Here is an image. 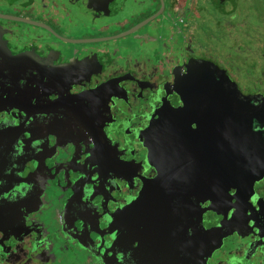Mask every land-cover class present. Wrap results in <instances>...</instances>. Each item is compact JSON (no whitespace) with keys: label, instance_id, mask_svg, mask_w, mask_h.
Returning <instances> with one entry per match:
<instances>
[{"label":"flooded vegetation","instance_id":"af4514ba","mask_svg":"<svg viewBox=\"0 0 264 264\" xmlns=\"http://www.w3.org/2000/svg\"><path fill=\"white\" fill-rule=\"evenodd\" d=\"M236 1L0 0V264H264Z\"/></svg>","mask_w":264,"mask_h":264},{"label":"rangeland","instance_id":"374dc122","mask_svg":"<svg viewBox=\"0 0 264 264\" xmlns=\"http://www.w3.org/2000/svg\"><path fill=\"white\" fill-rule=\"evenodd\" d=\"M228 4L231 9L236 8V16L234 19H236L235 23L238 25L237 31L239 29L240 41L235 61L237 64L236 66L240 69L241 77L238 76L241 81L240 85L243 87L247 85V88L249 85L248 76L257 74L252 66V64L255 63L253 59H256V57L255 54L253 56L251 55L254 53V49L252 45H250V43H252L250 42L252 41L250 31H253V29L261 31V29H264V0H237L236 2H229ZM238 6L239 9L237 10ZM254 34L255 37L259 35L257 32ZM255 40L258 41L257 39ZM228 44L231 45V42H228V39L225 37L224 52L230 54L233 50L228 48ZM251 85H253V82ZM251 87L252 86L249 85V88Z\"/></svg>","mask_w":264,"mask_h":264}]
</instances>
